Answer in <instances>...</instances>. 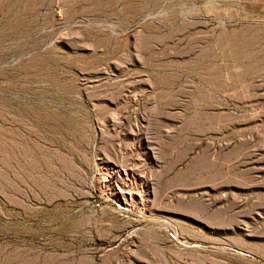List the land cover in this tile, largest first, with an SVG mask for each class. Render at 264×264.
<instances>
[{"label":"rangeland","instance_id":"1","mask_svg":"<svg viewBox=\"0 0 264 264\" xmlns=\"http://www.w3.org/2000/svg\"><path fill=\"white\" fill-rule=\"evenodd\" d=\"M0 264H264V0H0Z\"/></svg>","mask_w":264,"mask_h":264},{"label":"bare ground","instance_id":"2","mask_svg":"<svg viewBox=\"0 0 264 264\" xmlns=\"http://www.w3.org/2000/svg\"><path fill=\"white\" fill-rule=\"evenodd\" d=\"M128 188V187H127ZM126 188V191H128L127 193L129 194V196H132L133 194H135L134 193V190H133V188H131V187H129L128 189ZM119 192L121 193V194H125L126 192H124V189H120L119 190ZM140 196V195H139ZM132 198V197H131ZM233 255V254H232Z\"/></svg>","mask_w":264,"mask_h":264}]
</instances>
